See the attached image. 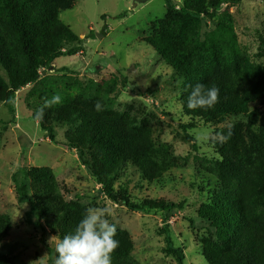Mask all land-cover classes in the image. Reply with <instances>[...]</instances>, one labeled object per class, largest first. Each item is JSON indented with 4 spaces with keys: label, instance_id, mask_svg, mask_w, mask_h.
I'll return each instance as SVG.
<instances>
[{
    "label": "rangeland",
    "instance_id": "rangeland-1",
    "mask_svg": "<svg viewBox=\"0 0 264 264\" xmlns=\"http://www.w3.org/2000/svg\"><path fill=\"white\" fill-rule=\"evenodd\" d=\"M170 2L181 9L185 0ZM165 14V0H75L74 8L59 18L84 40L83 52L60 57L51 68L40 69L39 81L15 94L12 111L0 104V218L8 228L0 242V264H52L60 236L20 199L25 192L36 198L28 171L43 168L53 171L67 202L79 197L87 208L111 210L109 219L118 226L116 236H127L133 243L137 264H177L166 253L162 212L130 211L99 195L100 185L70 147V138L84 126L86 115L78 118L79 125L55 124V142L42 130L35 108L57 93L63 103L53 107L73 106L112 117L151 141L155 149L165 148L173 155V169L162 179L149 182L129 163L121 165L113 184L115 192L126 194L137 205L146 200L184 204L183 210L171 214L168 226L175 246L184 248L185 264H208V247L222 246L227 251L213 230L202 227L199 210L203 204L231 199L238 186L237 158L248 162L257 158L246 133L249 116L226 117L218 124L196 119L197 127L185 132L182 126L192 119L183 111V98L191 91L187 85L204 84L220 68L250 64L264 73V0L223 4L215 21L202 25L201 43L221 22L232 28L228 39L233 47L206 45L192 55L196 67L181 73L144 42ZM0 23L16 61L23 65L15 35L4 17ZM97 101L102 111L95 110ZM258 110L256 134L264 141V107L251 108Z\"/></svg>",
    "mask_w": 264,
    "mask_h": 264
},
{
    "label": "trees",
    "instance_id": "trees-1",
    "mask_svg": "<svg viewBox=\"0 0 264 264\" xmlns=\"http://www.w3.org/2000/svg\"><path fill=\"white\" fill-rule=\"evenodd\" d=\"M245 0H185L176 9L170 0L166 2V14L159 20L144 42L151 47L176 72L196 67L192 55L211 45L220 48L233 47L228 39L231 27L216 22V31L201 43V30L205 22L215 21L223 4L238 6ZM75 0H0V18L4 17L9 30L15 35L24 58L23 65L8 43V37L0 23V104L12 111L11 102L21 89L37 83L40 69L51 68L60 57H73L83 52L84 40L60 20L62 12L72 10ZM65 47H71L66 49ZM250 64L229 70L220 68L205 80L206 86L219 87V102L208 110H190L187 96L183 98V111L192 121L183 130L195 129L196 119L218 124L230 116H249L246 133L252 142L257 158L251 162L236 159L238 186L231 199L203 204L199 210L202 227L213 230L222 246L208 247L205 256L208 264H264V141L256 131L260 111L251 108L264 107V73L252 69ZM4 71V74H1ZM126 81H124L125 83ZM39 107L35 108L36 111ZM87 116L84 126L70 138V147L76 149L83 164L100 185L99 195L134 212L160 211L165 219L166 253L175 257L177 264H185L183 247H176L168 221L175 211L184 209L183 203L166 200H146L137 205L126 194L114 190V176L121 165L133 164L141 176L149 182L162 179L173 169L174 157L168 149H155L152 142L129 128H124L112 117L81 108L61 105L44 110L43 120H38L42 130L55 142V124L79 125V117ZM1 122V121H0ZM189 140V136H187ZM153 146V147H152ZM233 163V162H232ZM30 189L23 193L21 202L28 203L40 220L47 221L60 239L72 232L82 218L86 205L82 199L67 202L56 185L53 171L48 168L28 171ZM0 218V242L8 228ZM194 223V222H192ZM37 227L46 233L40 224ZM119 247L112 254V264H137L132 258L133 243L127 236H116ZM56 251H53L55 262Z\"/></svg>",
    "mask_w": 264,
    "mask_h": 264
},
{
    "label": "clouds",
    "instance_id": "clouds-1",
    "mask_svg": "<svg viewBox=\"0 0 264 264\" xmlns=\"http://www.w3.org/2000/svg\"><path fill=\"white\" fill-rule=\"evenodd\" d=\"M191 91L187 96V107L190 110L212 109L219 102L220 89L215 84L206 86L197 83L189 84ZM63 103L60 94L45 97L44 102L36 111V119L43 120L44 110ZM96 111H102L99 101L95 104ZM112 216L106 207L89 206L74 230L63 236L55 246L54 264H112V254L119 247L117 223L109 219Z\"/></svg>",
    "mask_w": 264,
    "mask_h": 264
},
{
    "label": "water",
    "instance_id": "water-1",
    "mask_svg": "<svg viewBox=\"0 0 264 264\" xmlns=\"http://www.w3.org/2000/svg\"><path fill=\"white\" fill-rule=\"evenodd\" d=\"M99 37H102L101 35L98 34Z\"/></svg>",
    "mask_w": 264,
    "mask_h": 264
}]
</instances>
